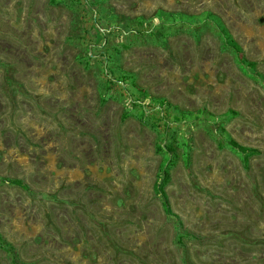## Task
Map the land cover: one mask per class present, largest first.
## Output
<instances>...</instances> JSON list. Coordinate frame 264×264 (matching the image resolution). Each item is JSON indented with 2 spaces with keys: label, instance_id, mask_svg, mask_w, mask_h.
<instances>
[{
  "label": "rangeland",
  "instance_id": "rangeland-1",
  "mask_svg": "<svg viewBox=\"0 0 264 264\" xmlns=\"http://www.w3.org/2000/svg\"><path fill=\"white\" fill-rule=\"evenodd\" d=\"M0 180L19 264H264V0H0Z\"/></svg>",
  "mask_w": 264,
  "mask_h": 264
},
{
  "label": "trees",
  "instance_id": "trees-1",
  "mask_svg": "<svg viewBox=\"0 0 264 264\" xmlns=\"http://www.w3.org/2000/svg\"><path fill=\"white\" fill-rule=\"evenodd\" d=\"M215 22L218 25V27H220L223 35L226 37V40L228 41L230 46H232V48L235 50L239 62L241 64H243V65L254 66V64L248 63L247 60L245 59V57L242 56L240 47L235 43V41H233L230 38L229 34L227 33L226 29L222 26V24L218 20L215 21ZM227 142H228V144L230 146H232L233 148L241 151L246 156H252V155L258 154V151L242 147V146L238 145V143H236L232 139L231 140L229 139ZM166 149H167V151L169 153V157L167 159H165L164 161H162L161 164H160L159 176H158L157 182L155 183V187L154 188H155L156 193L163 200V203H164V206L166 208L167 213L170 214V215H174L173 212H172L171 206L169 204V201H168V198H167V194L165 192V186L170 180V170L176 164L175 163L176 156H175L174 149H173L172 146H167ZM0 181H5V180H0ZM16 184L20 185L22 187H26V185H24L21 182H16ZM179 225H180V228H181L182 225L180 223H179ZM0 249L4 250L6 253H8L11 256L13 264H19L15 249L10 244H8L6 241H4L1 237H0Z\"/></svg>",
  "mask_w": 264,
  "mask_h": 264
}]
</instances>
